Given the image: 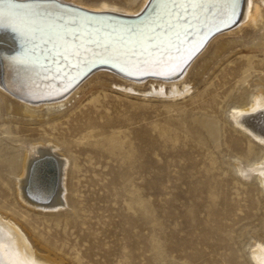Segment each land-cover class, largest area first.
Segmentation results:
<instances>
[{
  "label": "rangeland",
  "instance_id": "rangeland-1",
  "mask_svg": "<svg viewBox=\"0 0 264 264\" xmlns=\"http://www.w3.org/2000/svg\"><path fill=\"white\" fill-rule=\"evenodd\" d=\"M67 1L120 9L136 8L141 2ZM251 12L252 20L233 29L237 19L197 60L195 70L200 66L203 74L190 73L192 89L177 100L155 96L144 82L129 84L94 70L51 114L37 108L38 117L29 118L12 109L15 101L7 100L8 108L0 102L3 139H37L45 130L57 137V124L65 127L79 116L98 112L103 117L96 116V121L108 128L107 135L119 131L124 142L120 151H110L102 139L85 144L81 152L69 144L81 188L71 194L77 212L66 216L27 212L15 199L0 164V210L20 222L33 247L36 239L65 264H257L249 256L254 236L244 231L261 218L264 192L253 178L243 180L226 163L228 154L250 161L262 148L229 119L240 86L254 85V67L264 73V1L252 0ZM240 64L251 70L234 79V68ZM208 102L211 106L201 108ZM211 114L219 120L217 149L193 120ZM128 153H133L131 163ZM67 178L72 185L74 179ZM132 189L146 213L129 204Z\"/></svg>",
  "mask_w": 264,
  "mask_h": 264
},
{
  "label": "bare ground",
  "instance_id": "bare-ground-1",
  "mask_svg": "<svg viewBox=\"0 0 264 264\" xmlns=\"http://www.w3.org/2000/svg\"><path fill=\"white\" fill-rule=\"evenodd\" d=\"M56 1L91 13L135 19L117 20L101 15L88 17L50 4H17L1 0L0 24L16 28L20 38L27 41V44L22 50L20 47L18 54H15L18 46L13 43L12 35L0 30V102L7 104V100L15 101L17 105L11 106L12 109L16 108L14 111L18 110L29 118L38 117L37 108H44L51 114L87 75L67 91L76 78L100 62L111 67L94 70L105 71L129 84L144 82L150 86V93L164 99L174 101L182 98L191 91L193 85L192 79L187 76L193 72L195 75L203 74L204 69L198 66L195 70V64L209 46L217 38L227 34L229 31L225 30L233 26L237 19H240L239 23L233 29L253 19L252 0H153L149 10L141 18L139 16L150 0H141L132 9L89 5L78 1ZM127 2L133 5L136 0ZM217 33L208 43L210 35L212 37ZM39 44L47 45L43 53L38 47ZM204 46L205 49L198 56L197 53ZM195 55L198 57L191 63ZM45 61L49 66H44ZM189 62L191 64L184 70ZM53 64H59L63 70L58 66H51ZM249 70L251 67L240 64L234 68L233 78L240 79ZM254 70L258 71L252 79L254 85L250 87L247 83L240 86L237 106L230 112L229 119L232 125L261 143L262 148L259 156L250 161H242L239 157L228 154L226 163L243 180L253 178L262 193L264 73L258 66ZM144 75L153 77L142 79ZM218 85L223 87L225 83L219 82ZM211 94L210 91L206 96ZM23 98L54 99L33 103L35 101L28 102ZM200 106H211V102L202 103ZM8 107L10 104H7ZM96 116L103 117L101 113L95 112V116H79L73 119L74 123H66L65 127L63 123H60L61 126L57 124V137L51 136L46 130L45 135L37 139L21 141L0 137V164L15 199L24 205L27 212L44 216L52 213L66 216L71 211L77 212L72 195L80 192L81 174L73 169L75 164L69 155V144L70 148L81 152L82 149L85 150V144L96 143L102 139L110 151L123 149L124 142L120 132L107 135L108 128L97 122ZM193 120L217 149L220 145L219 120L213 114L200 115ZM60 134L63 136L62 140ZM226 142L229 143L228 146L231 145V140ZM132 156L133 153L126 155L129 163L132 162ZM69 166L72 170L68 173ZM51 167L55 171V183L50 190L48 172ZM34 171L38 174L34 175ZM67 176L74 179L72 185L69 184ZM38 177L42 179L38 180ZM31 178L36 179L32 183L34 187H31ZM42 184L44 185L41 186ZM135 193L134 189L130 191L132 197L129 204L146 213L143 200ZM244 232H251L254 236L249 256L257 264H264V211L258 223L251 226L250 231ZM27 236L28 232L12 214L0 210V264H65L61 256L36 239L33 240V247Z\"/></svg>",
  "mask_w": 264,
  "mask_h": 264
},
{
  "label": "water",
  "instance_id": "water-1",
  "mask_svg": "<svg viewBox=\"0 0 264 264\" xmlns=\"http://www.w3.org/2000/svg\"><path fill=\"white\" fill-rule=\"evenodd\" d=\"M8 1H11V2H14V3H17V4L18 3H24V4H26V3H30V2H39V3H43V4H50L52 6L59 7L60 9H65V10L70 11V12H76V13H79V14H82V15H86L88 17L89 16L90 17H93V16H96V15H101V16H107L109 18H113V19H117V20L119 19V18H117V16H119V15L91 13V12H88V11L81 10L80 8L75 7L73 5H70L68 3L59 2V1H56V0H8ZM152 1L153 0H150L149 4L145 7L144 11L141 13V15L139 16V18L143 17V14L146 13L149 10ZM123 17H125V16H123ZM134 19H130V20H134ZM0 30H3L4 32H7V33H9V34L12 35L13 43L16 46H18V50L15 52V54L16 53L18 54V51H19V48L20 47H22V46L25 47V45L27 44V41L22 40V38H20L19 32L16 30V28L11 27L9 25L0 24ZM23 47L20 48V50L23 49ZM39 47H41V45H39ZM12 55H14V54H12ZM102 67H104V66H98V67H95L94 69H98V68H102ZM106 69H108V67ZM116 72H118V71H116ZM122 75L125 76V77H128V76H126V74H122ZM146 77H153V76L152 75H150V76L149 75L143 76L142 79H144ZM18 97H20V96H18ZM23 99H25V98H23ZM25 100L28 101V102L35 101L33 103H36V101H48V100H52V98L51 99L49 98L47 100L46 99H41V100H29V99H25ZM33 174L34 175L35 174H38V172L37 171H34ZM48 174L50 175V178H49V182L48 183L50 184V190H51L52 188H54V183H55V178H54L55 177V171H54V168L53 167H51V170L48 172ZM37 179L38 180H41L42 177H38ZM34 181H36V179L31 178V182H30L31 187H34V185L32 184V183H34ZM43 185L44 184H42L41 186H43Z\"/></svg>",
  "mask_w": 264,
  "mask_h": 264
}]
</instances>
